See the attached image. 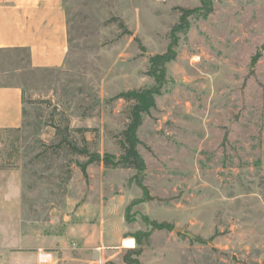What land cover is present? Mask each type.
<instances>
[{
  "label": "rangeland",
  "instance_id": "1",
  "mask_svg": "<svg viewBox=\"0 0 264 264\" xmlns=\"http://www.w3.org/2000/svg\"><path fill=\"white\" fill-rule=\"evenodd\" d=\"M64 1L61 66L0 49L25 103L22 126L0 129V264H264V0H212L177 33L138 131L147 201L135 169L93 163L86 178L87 157L57 143L120 155L134 102L116 96L155 84L150 57L202 0Z\"/></svg>",
  "mask_w": 264,
  "mask_h": 264
},
{
  "label": "crops",
  "instance_id": "2",
  "mask_svg": "<svg viewBox=\"0 0 264 264\" xmlns=\"http://www.w3.org/2000/svg\"><path fill=\"white\" fill-rule=\"evenodd\" d=\"M0 49L28 50L34 68L61 66L69 50L65 1L0 0ZM24 108L22 87L0 81V129L20 128Z\"/></svg>",
  "mask_w": 264,
  "mask_h": 264
},
{
  "label": "trees",
  "instance_id": "3",
  "mask_svg": "<svg viewBox=\"0 0 264 264\" xmlns=\"http://www.w3.org/2000/svg\"><path fill=\"white\" fill-rule=\"evenodd\" d=\"M212 0H202V5L197 8H181V15L178 24H176L171 31L172 40L168 49L161 54H156L150 57V74L155 79V84L151 87L133 89L120 92L116 98H123L128 101H133L131 106V112L129 116V122L126 128L122 132V140L120 142L121 154L114 155L110 153L100 154L99 152H90L87 146H79L68 138L60 139L57 143L60 147L66 144L70 148L71 152L81 156L87 157L85 162L79 163L82 173L88 177V166L93 163H103L105 167H124L133 168L136 170V174L133 176V180L137 185L142 188L143 196L141 201H147L152 199L149 194L148 187L144 183V172L146 170V162L139 152V145L141 140L138 136V131L143 124L144 117L150 114L156 107V97L161 94V88L166 79V66L169 62L174 61L177 57V33L184 31L188 27L189 19L194 14L201 12L204 15H208L212 12ZM264 44L260 50L252 58V66H255L257 61L262 55ZM58 127V126H57ZM70 128L69 125H67ZM80 131V129H77ZM61 128H57V135L59 136ZM160 228L164 225L158 226ZM148 235V234H145ZM141 243V240L138 241ZM138 262V260H135Z\"/></svg>",
  "mask_w": 264,
  "mask_h": 264
},
{
  "label": "built area",
  "instance_id": "4",
  "mask_svg": "<svg viewBox=\"0 0 264 264\" xmlns=\"http://www.w3.org/2000/svg\"><path fill=\"white\" fill-rule=\"evenodd\" d=\"M52 258H53L52 252H43L42 251V252L39 253V261L42 264L50 263Z\"/></svg>",
  "mask_w": 264,
  "mask_h": 264
}]
</instances>
